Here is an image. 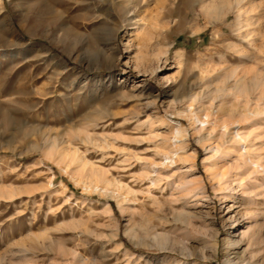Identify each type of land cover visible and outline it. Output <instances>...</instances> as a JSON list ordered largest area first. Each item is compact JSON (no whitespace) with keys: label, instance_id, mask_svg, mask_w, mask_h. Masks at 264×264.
<instances>
[{"label":"rangeland","instance_id":"1","mask_svg":"<svg viewBox=\"0 0 264 264\" xmlns=\"http://www.w3.org/2000/svg\"><path fill=\"white\" fill-rule=\"evenodd\" d=\"M262 82L264 0H0V264H264Z\"/></svg>","mask_w":264,"mask_h":264},{"label":"bare ground","instance_id":"2","mask_svg":"<svg viewBox=\"0 0 264 264\" xmlns=\"http://www.w3.org/2000/svg\"><path fill=\"white\" fill-rule=\"evenodd\" d=\"M123 1V0H122ZM128 0H125V2H127ZM121 5H122V3H121ZM124 6V5H123ZM130 6H131V4L129 5H127V6H125V7H129L130 8ZM132 6H134V5H132ZM122 7V6H121ZM160 7H162V8H166V5L165 4H163L161 1H160ZM132 8V7H131ZM173 10L174 9H171V8H169L168 9V11L170 12V13H172L173 12ZM257 84H258V82H257ZM261 84H263V86H264V83L262 82ZM262 96V95H261ZM263 97V96H262ZM260 99H261V97H260ZM261 113V112H260ZM2 118V122L3 123H6V124H8L9 122H11L10 120V117L7 115V114H3V116L1 117ZM263 125V124H262ZM259 127V126H258ZM262 127H260V129H261ZM167 129V128H166ZM256 129V128H255ZM223 130V129H222ZM262 130H263V128H262ZM225 133L226 132H228V129H225V130H223ZM249 131V132H248ZM247 132H241V133H234V134H229V132H228V140L225 142V141H223L222 140V142H221V146H222V148H225V145H226V148L227 149H233L231 152H228L227 153V155H225L224 157H229V158H231L232 159V162L231 163H233V165L235 164V166L236 165H239V163H238V160L240 159L241 160V156H242V154L243 153H245V152H241V150L242 149H244V148H247V149H249V147H251V149H252V147H254V146H252V145H255V143H256V137H258L259 136V138H262L261 136H260V134H261V132L259 131V129L257 130V131H255V130H253V131H250V130H248ZM264 135V134H263ZM262 135V136H263ZM221 137V136H220ZM223 137V136H222ZM221 137V138H222ZM220 138V139H221ZM258 138V139H259ZM264 140V139H263ZM259 141H261L260 139H259ZM219 143H220V141H219ZM259 143V142H258ZM257 143V144H258ZM263 144V143H262ZM260 145V144H259ZM256 147L258 146V145H255ZM263 146V145H262ZM256 147H254V148H256ZM258 147H260V146H258ZM264 147V146H263ZM261 149V148H260ZM218 150V149H217ZM224 150V149H223ZM222 150V151H223ZM245 151H246V149H244ZM250 151V150H249ZM257 151V150H256ZM258 151H260L259 150V148H258ZM257 151V152H258ZM252 152H253V150H252ZM63 153H64V151H63ZM247 153H249L250 154V152H248V150H247ZM252 154H254V153H252ZM74 155H76V154H74ZM247 155V154H246ZM65 156V155H64ZM64 156H62V157H64ZM249 156V155H248ZM66 158V157H65ZM69 158V160H70V158H71V164H73L74 165V168L78 171V172H81V174L83 175L84 174V172H85V170L84 169H82L81 168V164H80V162H81V160L80 159H78V157L77 156H70V157H68ZM228 159V158H227ZM68 160V161H69ZM84 165V164H83ZM192 168V167H191ZM192 170V169H191ZM89 171H90V169H89ZM88 173V172H87ZM238 173V172H237ZM86 176V175H85ZM239 178V177H238ZM241 178V177H240ZM248 179V178H247ZM238 180V179H237ZM244 181V180H243ZM248 182H249V180H248ZM242 185V184H241ZM249 185V184H248ZM245 186V185H244Z\"/></svg>","mask_w":264,"mask_h":264}]
</instances>
